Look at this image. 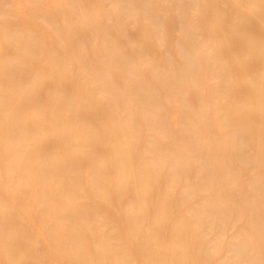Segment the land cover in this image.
<instances>
[{
	"label": "bare ground",
	"instance_id": "6f19581e",
	"mask_svg": "<svg viewBox=\"0 0 264 264\" xmlns=\"http://www.w3.org/2000/svg\"><path fill=\"white\" fill-rule=\"evenodd\" d=\"M0 264H264V0H0Z\"/></svg>",
	"mask_w": 264,
	"mask_h": 264
}]
</instances>
